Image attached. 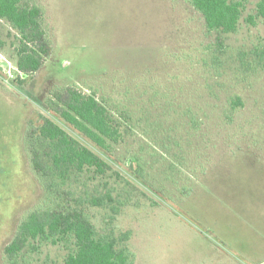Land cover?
<instances>
[{"label": "rangeland", "instance_id": "obj_1", "mask_svg": "<svg viewBox=\"0 0 264 264\" xmlns=\"http://www.w3.org/2000/svg\"><path fill=\"white\" fill-rule=\"evenodd\" d=\"M29 1L44 9L53 53L22 76L19 34L0 19V264L29 212L72 208L106 188L118 214L88 197L81 207L100 234L131 230L135 264H257L253 254L264 264V19H246L256 0H243L238 31L221 46L187 0ZM67 85L130 114L131 135L104 151L53 115L45 103ZM41 114L112 169L52 196L27 141ZM68 250L42 244L22 264H63Z\"/></svg>", "mask_w": 264, "mask_h": 264}, {"label": "trees", "instance_id": "obj_2", "mask_svg": "<svg viewBox=\"0 0 264 264\" xmlns=\"http://www.w3.org/2000/svg\"><path fill=\"white\" fill-rule=\"evenodd\" d=\"M187 1L202 14L207 29L218 33L220 46L223 45V34L237 32L244 17L243 0ZM257 17L264 19V0H256V13L249 14L246 19L255 24ZM0 19L8 21L19 34L17 67L22 76L39 71L53 53V41L44 26L43 7L29 0H0ZM238 103L237 99L232 101L235 107ZM45 106L101 150L107 151L113 144L131 135L130 126H126L128 121L132 122L130 114L126 115V119L123 115H116L106 100L87 94L75 85L53 91ZM27 141L32 166L54 197L66 193L74 195L77 188H60L71 180L72 184L78 181V177L85 172H92L94 179L112 169L111 164L98 153L43 114L40 121L28 130ZM83 185L86 183L83 182ZM85 194H90L88 188H85ZM86 197L81 194L76 196L78 205L72 208L58 202L54 207L29 212L3 247L6 264L27 263V254L37 252L42 244L68 248L63 264H135L134 252L128 244L131 230L119 235L100 234L81 207V199ZM88 198L92 206L98 207L112 206L114 201L108 188L104 196L91 195ZM112 209L115 214L120 212L116 205Z\"/></svg>", "mask_w": 264, "mask_h": 264}, {"label": "crops", "instance_id": "obj_3", "mask_svg": "<svg viewBox=\"0 0 264 264\" xmlns=\"http://www.w3.org/2000/svg\"><path fill=\"white\" fill-rule=\"evenodd\" d=\"M251 257H253V259H254V262H252V263L262 264L263 261L260 258L255 257L254 254Z\"/></svg>", "mask_w": 264, "mask_h": 264}]
</instances>
